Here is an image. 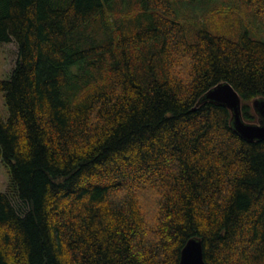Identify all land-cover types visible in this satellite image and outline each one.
I'll use <instances>...</instances> for the list:
<instances>
[{
	"label": "trees",
	"instance_id": "1",
	"mask_svg": "<svg viewBox=\"0 0 264 264\" xmlns=\"http://www.w3.org/2000/svg\"><path fill=\"white\" fill-rule=\"evenodd\" d=\"M173 1L0 0V160L28 204L0 192V264H179L191 237L206 264H264V141L197 104L226 81L256 121L264 42ZM222 1L264 23V0Z\"/></svg>",
	"mask_w": 264,
	"mask_h": 264
},
{
	"label": "rangeland",
	"instance_id": "2",
	"mask_svg": "<svg viewBox=\"0 0 264 264\" xmlns=\"http://www.w3.org/2000/svg\"><path fill=\"white\" fill-rule=\"evenodd\" d=\"M178 17L191 26V22L202 23L207 29L217 35L238 39L240 34L246 32L249 36L264 42V23L250 15L243 6L234 11L222 0H194L173 1ZM232 8V7H231ZM191 37V32H190ZM17 59V46L15 42L0 43V78H5L13 68ZM2 115H7L0 100ZM9 176L7 168L0 160V192H8L12 204L20 214L28 210V204L18 198L9 189Z\"/></svg>",
	"mask_w": 264,
	"mask_h": 264
},
{
	"label": "water",
	"instance_id": "3",
	"mask_svg": "<svg viewBox=\"0 0 264 264\" xmlns=\"http://www.w3.org/2000/svg\"><path fill=\"white\" fill-rule=\"evenodd\" d=\"M212 102L225 106L230 111V125L242 139L264 141V97L252 100L251 106L256 121H246L242 114L241 98L232 85L221 81L206 90L198 99L197 104ZM179 264H206L203 257L202 242L197 237L189 238L180 250Z\"/></svg>",
	"mask_w": 264,
	"mask_h": 264
}]
</instances>
